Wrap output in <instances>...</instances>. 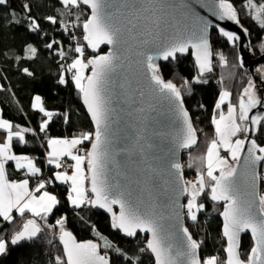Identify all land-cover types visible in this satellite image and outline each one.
<instances>
[{
    "label": "water",
    "instance_id": "95a60500",
    "mask_svg": "<svg viewBox=\"0 0 264 264\" xmlns=\"http://www.w3.org/2000/svg\"><path fill=\"white\" fill-rule=\"evenodd\" d=\"M90 13L84 27L91 70L82 104L94 129L88 154L91 206L106 214L126 239L147 238L155 264H202L200 246L187 229L189 189L183 158L198 145L181 93L166 84L162 64L192 53L201 71L213 70V33L236 47L243 69L255 78L264 54L253 58L248 31L223 0H79ZM248 135L235 165L219 175L211 199L220 219L227 264H264V146L256 137L264 102L241 100ZM28 223L14 243L35 241ZM254 247L241 257L242 238ZM67 264H112L100 245L59 234Z\"/></svg>",
    "mask_w": 264,
    "mask_h": 264
},
{
    "label": "trees",
    "instance_id": "16d2710c",
    "mask_svg": "<svg viewBox=\"0 0 264 264\" xmlns=\"http://www.w3.org/2000/svg\"><path fill=\"white\" fill-rule=\"evenodd\" d=\"M223 1L233 6L241 25L248 30L253 56L262 55L260 50H264V27L253 20L252 12L246 7L252 1L262 4L264 0ZM89 17L90 13L81 5L66 7L60 0H6L4 4L0 3L2 116L15 125L35 130V135L28 133L22 140L13 141V150L17 155L35 161L42 172L41 178H38L43 179L45 186L60 199V205L51 215L35 219L41 232L33 242L14 243V237L30 223V215L14 214L8 221L0 216V247L6 248L5 251L0 250V264H67L59 243V234L63 229L71 231L78 241L98 243L112 264H155L148 250L147 238H124L106 214L91 205L88 208L72 209L67 200L68 192L64 191L66 188H54L53 184H46L56 173V168H47L44 160L51 139L85 140L82 153L86 157L88 174V154L94 140V129L82 104V90L77 87L71 75L66 74V83H61V78L66 71L65 60L73 63L78 57L75 50L82 48V55L88 57L90 64L92 55L87 49L84 31ZM68 23L70 27L66 30L64 25ZM212 46L215 62L211 71H201L192 53L187 57H177L176 61H169L160 67V74L165 81L173 82L177 88L185 83L189 86L178 90L192 116L198 138L207 136L204 139L209 142L214 131L213 115L222 90L231 91L234 101L237 91L248 88L251 81L249 73L241 66L236 47H231L215 32ZM219 55H222L221 60ZM197 77L201 80L195 81ZM221 80L224 81L222 87ZM232 82L238 87L233 88ZM36 96L42 97L45 110L51 116H57L56 120L51 119L45 129L43 125L49 117L33 108L32 102ZM256 142L264 146V122L259 127ZM199 148L197 146V150ZM195 169L194 175H198L199 170ZM6 170L12 182L29 180L34 185L38 180L34 181L35 177L27 175L25 170H17L12 163L7 165ZM183 171L185 177L191 173L186 167L184 169V165ZM261 188L263 196L264 182ZM200 204L204 207L203 211L199 212L195 221H188L187 229L200 246L202 260L219 257L221 263L227 264V244L223 240V224L220 219L223 205L214 203L210 195L205 194L200 198ZM253 247L252 239L244 236L241 245L244 261L248 260Z\"/></svg>",
    "mask_w": 264,
    "mask_h": 264
},
{
    "label": "rangeland",
    "instance_id": "374dc122",
    "mask_svg": "<svg viewBox=\"0 0 264 264\" xmlns=\"http://www.w3.org/2000/svg\"><path fill=\"white\" fill-rule=\"evenodd\" d=\"M64 1H65V5H67L66 7H77L80 5L79 0L77 1L73 0L72 4H68L70 2L69 0H64ZM246 9L249 12H252L253 16L264 27V3L258 4L252 1L247 5ZM76 24H78V22H76ZM67 27H70V23L64 25V28L66 30ZM82 50H83L82 48L78 49L77 51L75 50V52L79 55L78 57L75 58L73 63H69L68 60H65L66 71L65 73H63L62 76V83H66V79H67L66 74H69V76L71 75L77 87L81 90H83L86 77L89 74L87 72H90L91 70L90 67L91 64H89L88 62V57L86 56L85 58V56L82 55L81 52ZM260 52L261 54H264V50H260ZM221 56L219 60H221ZM76 61L78 62L75 63ZM247 72L249 73L248 70ZM262 73H263L262 70L259 69L256 72L255 78L250 73L248 77L250 80H257L258 74H262ZM81 74L82 77L80 76ZM200 77L202 78L203 76ZM200 77H197L195 81H200L201 80ZM222 80H221V87L224 83V81ZM165 82L166 84H170L177 88V85L174 84L173 82H167V81ZM235 83L237 82L235 81ZM235 83L233 82L231 83V85L234 84L233 88L238 87V85ZM249 85H253V82L250 81ZM178 87L179 88L177 89L183 90V89H187V87L189 86H187V84L185 83L184 85ZM245 90L243 89L242 91L239 92L237 91L234 101H233V94L231 93V91H228L226 89L222 90L221 97L218 101V104L215 109V113L213 115L215 132L213 131V136L211 141L210 142L209 140L206 141L204 138L207 136H203L202 139L200 138L201 141L199 139L197 145L198 147L200 146V148L197 150L196 147L191 153L185 155L183 158L184 169L186 167L187 171L191 172L189 175H186V180L189 189L188 199L186 201L187 223L190 220L195 221L199 215V212L203 211L204 207L203 205L200 204V198L204 196V194L207 196L210 195L211 198L212 188L215 185L217 179L219 178V175L228 168L235 165L236 161L238 160L239 154L243 148L245 139L247 138L248 135V125L244 120L243 115L240 112L241 111L240 102L242 98L246 100L249 99L246 98V96L248 97V95L244 96ZM35 101L36 103L34 108L38 111H41L42 113H45L49 117V120L47 119L48 123L51 121V119L56 120L57 117L56 114L54 116H51V113L45 110L43 101L40 96H36ZM22 128L27 130V128L24 126ZM33 131L35 132L34 129ZM60 139H66V138H60ZM69 139L73 140L79 138H69ZM204 151H206V154L208 153L207 159H206V154H204ZM185 160L187 161L185 162ZM61 161L66 162V159H60L59 162ZM68 168L69 171L74 172L73 166L71 164L68 166ZM194 168H196L195 171L199 170L197 171L198 175H194V171H193ZM261 177L264 181V166L261 173ZM78 191L82 193L81 189H79ZM262 199L264 202V194L262 196ZM90 205H91V201L90 203L89 202L85 203L83 207L88 208ZM202 263L223 264L221 263V259H219V257L205 258L202 260Z\"/></svg>",
    "mask_w": 264,
    "mask_h": 264
},
{
    "label": "crops",
    "instance_id": "0c3cea01",
    "mask_svg": "<svg viewBox=\"0 0 264 264\" xmlns=\"http://www.w3.org/2000/svg\"><path fill=\"white\" fill-rule=\"evenodd\" d=\"M5 1L1 0L0 3L4 4ZM60 1L65 5L64 0ZM69 1L68 4H72L73 0ZM80 76L82 77V74ZM47 126L48 122L43 125V128ZM22 127L5 120L0 109V216L4 221H8L14 214L30 215V222L37 223L35 219L49 216L54 212L59 206L60 199L56 193L45 186L43 179H39L42 172L35 161L14 152L13 141L22 140L27 133H35L32 127H26L27 130ZM84 141L80 138L73 140L58 138L48 142L47 168H57L60 159H66L73 166L74 172L70 174L56 172L53 173L52 178L54 188L58 186L66 188L64 191L68 192L67 196L72 209L83 207L85 203L91 201L88 194L87 162L82 153ZM10 163L17 170H25L27 175L35 177L34 181L38 180L34 182V185H31L29 180L10 181L6 171ZM79 189L82 193L78 191Z\"/></svg>",
    "mask_w": 264,
    "mask_h": 264
},
{
    "label": "flooded vegetation",
    "instance_id": "af4514ba",
    "mask_svg": "<svg viewBox=\"0 0 264 264\" xmlns=\"http://www.w3.org/2000/svg\"><path fill=\"white\" fill-rule=\"evenodd\" d=\"M260 69L263 73L258 74L257 80H251L253 82V85H249L246 91L244 92V96L248 95V97L246 96V98H249L248 101L254 107H258L264 102V68Z\"/></svg>",
    "mask_w": 264,
    "mask_h": 264
},
{
    "label": "built area",
    "instance_id": "2783aa9c",
    "mask_svg": "<svg viewBox=\"0 0 264 264\" xmlns=\"http://www.w3.org/2000/svg\"><path fill=\"white\" fill-rule=\"evenodd\" d=\"M69 163H68V161L66 160V162L65 161H61V162H59V165H58V167H57V169H56V172L57 173H59V174H70V173H72L71 171H69V168H68V166L70 165H68ZM46 184L47 185H52L53 183H52V179H48L47 181H46Z\"/></svg>",
    "mask_w": 264,
    "mask_h": 264
},
{
    "label": "bare ground",
    "instance_id": "6f19581e",
    "mask_svg": "<svg viewBox=\"0 0 264 264\" xmlns=\"http://www.w3.org/2000/svg\"><path fill=\"white\" fill-rule=\"evenodd\" d=\"M253 20L258 22V20H257L254 16H253ZM243 27H244V26H243ZM244 28H245V27H244ZM245 29H246V28H245ZM246 30H247V29H246ZM247 31H248V30H247ZM249 36H250V35H249ZM249 38H250V37H249ZM250 41H251V39H250ZM61 83H62V78H61ZM40 97H41V96H40ZM35 98H36V97H35ZM35 98L33 99V102H32V106H33V108H34L35 103H36ZM41 99H42V97H41ZM34 109H35V108H34ZM34 109H33V110H34ZM44 160H45V164H46V166H47V154L45 155V159H44ZM212 169H213V168H212ZM263 182H264V181H263ZM263 182H262V183H263ZM67 200H68V196H67ZM68 202H69V200H68ZM69 204H70V202H69ZM59 205H60V203H59ZM58 220H59V219H58ZM35 224H37V225L40 227V225H39L38 223H35ZM31 242H33V241H31ZM24 243H26V242H24ZM27 243H28V242H27ZM6 247H7V246H6ZM4 248H5V247L2 246V247H0V250L3 251ZM5 250H6V248H5ZM5 250H4V251H5Z\"/></svg>",
    "mask_w": 264,
    "mask_h": 264
}]
</instances>
